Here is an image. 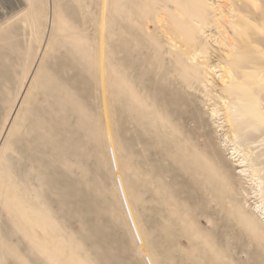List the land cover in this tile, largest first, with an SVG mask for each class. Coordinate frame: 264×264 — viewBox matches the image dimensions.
I'll list each match as a JSON object with an SVG mask.
<instances>
[{"label":"rangeland","instance_id":"374dc122","mask_svg":"<svg viewBox=\"0 0 264 264\" xmlns=\"http://www.w3.org/2000/svg\"><path fill=\"white\" fill-rule=\"evenodd\" d=\"M259 1L0 0V264H264Z\"/></svg>","mask_w":264,"mask_h":264},{"label":"bare ground","instance_id":"6f19581e","mask_svg":"<svg viewBox=\"0 0 264 264\" xmlns=\"http://www.w3.org/2000/svg\"><path fill=\"white\" fill-rule=\"evenodd\" d=\"M263 0H261V2H262ZM259 5H261V3H260V1L259 0H253V7H258ZM262 6V5H261ZM252 10V9H251ZM260 10H262V8L260 9ZM259 11V10H258ZM252 13H254L253 12V10L251 11ZM260 13H261V11H260ZM257 14V13H256ZM259 14V13H258ZM198 25V24H197ZM213 70V69H212ZM212 70H210L211 72H212ZM214 71V70H213ZM219 76V75H218ZM217 76V77H218ZM220 77H222V76H220ZM222 79V78H221ZM221 83H223V82H221ZM227 119V118H226ZM226 122V121H225ZM245 131V130H244ZM224 146H225V144H224ZM235 153V150H232V152L231 153H229L231 156L230 157H232L233 156V154ZM228 154V153H227ZM244 161V160H243ZM242 161H238L235 165H237V167L238 166H241V167H243L244 166V164H240ZM242 172V171H241ZM240 172V173H241ZM25 202V201H24ZM24 206V205H23ZM264 210V209H263ZM262 209H260L258 206H255L254 208H253V210H252V212L251 213H247L246 215V219H245V217H244V219H245V222L247 223V225L249 226V228H251L252 229V227H256L257 228V230L260 232V233H262V234H264L263 232H264V229L262 228V224L264 225V213L262 212L263 211ZM254 216L255 217V219H252V217ZM243 219V220H244ZM244 225L246 226V224L244 223ZM41 226V225H40ZM250 226H252V227H250ZM264 227V226H263ZM254 230H256V229H254ZM256 230V231H257ZM258 233V232H257ZM18 237V236H17ZM20 239H22V238H20ZM20 239H19V241H20ZM20 242H22V241H20ZM45 260V259H44ZM42 264V263H41Z\"/></svg>","mask_w":264,"mask_h":264}]
</instances>
